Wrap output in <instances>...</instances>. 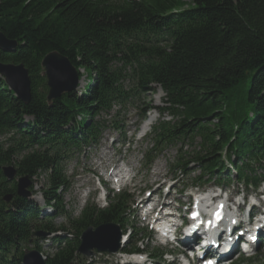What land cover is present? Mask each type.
I'll return each instance as SVG.
<instances>
[{
  "label": "trees",
  "instance_id": "1",
  "mask_svg": "<svg viewBox=\"0 0 264 264\" xmlns=\"http://www.w3.org/2000/svg\"><path fill=\"white\" fill-rule=\"evenodd\" d=\"M0 34L15 43L0 48V62L23 64L31 88L23 103L0 77V264H22L31 238L44 252L33 238L39 231L71 234L53 237L45 264H89L78 253L80 236L103 225L130 231L124 250L139 251L144 236L126 191L78 217L63 210L62 159L99 144L102 115L122 134L119 112L158 89L162 105L148 107L159 117L147 140L155 154L177 150L173 178L198 171L193 186L264 182V0H0ZM51 52L85 83L48 103L41 61ZM40 176L42 205L30 198ZM25 177L31 195L20 197ZM46 207L53 213L43 215ZM60 216L66 223H54Z\"/></svg>",
  "mask_w": 264,
  "mask_h": 264
},
{
  "label": "rangeland",
  "instance_id": "2",
  "mask_svg": "<svg viewBox=\"0 0 264 264\" xmlns=\"http://www.w3.org/2000/svg\"><path fill=\"white\" fill-rule=\"evenodd\" d=\"M180 1L187 2L188 0ZM84 83L85 78H80L77 84L78 89L84 86ZM159 91L160 90L158 89L157 92L146 93V95L140 97V103L138 105L137 103H132L128 105L125 110H123V113H120L118 118L120 119V125L123 130L122 134L112 129V126L109 124L106 126V130L102 133L99 144L96 147L90 148L83 153L80 152L75 155L72 154L64 157L63 167L66 175L70 179V188L64 193V198L67 209L72 212L73 215H78L87 197L89 195H93V193H89L88 190L89 184H92L89 182L90 178L94 179V185L98 188V196L101 198L104 194L108 193V190L106 192V189L111 190L109 186L106 188L104 186L102 187L100 185L101 178L98 179V177L92 176V173H96L98 170L99 173L102 174V172H104L102 165L103 161L106 159L110 160L112 155L113 160H118V162L123 161L124 163H127L128 166H131L128 175L134 176L133 181L129 182L127 180L125 182V189H129L130 193L134 196V198L131 199H135V201L137 200L138 202L140 199H143L146 194H153L155 191L159 192V194L149 196V198H152L154 201L157 197H159L160 200L163 198V201L165 202L172 200V198H178L180 201L186 202V200L190 198L189 190L182 192L184 184L190 182V180L185 178L189 177V174L185 177L179 175L177 182L172 181L168 171L169 164H165V161L169 162L172 160L177 150L169 148L165 152L159 154V160L155 161L150 167L145 164V161H143L144 154L147 153L149 147L144 144L142 132H140L138 127L141 123V119L145 120V123L148 119H150V117H153L151 124L157 121L159 113L156 109H148V107L150 105L154 107H161V98L163 97V93H159ZM101 118L108 119L106 115H102ZM166 119H169V117L166 116ZM148 129H146V131H148ZM196 146L197 144H187V151H192V149ZM105 150L107 154L103 153L101 155V153ZM104 155L105 157H102ZM147 155H149V153ZM196 173L197 172L192 173L191 177H193ZM103 180L104 182L107 181L106 179ZM32 181L35 183L32 189L34 195L30 196V198L42 205L43 203L41 202L40 190L45 180L42 176H40L33 178ZM107 182L110 183V185L113 183V181L110 182L109 180ZM119 186L120 188H123L122 183H119ZM201 189L203 192L208 193L206 186H202ZM263 189L264 187L258 192ZM114 191L112 193H114ZM234 191L235 188L232 186L228 189V193L232 194V198L235 196ZM165 194L167 195L166 197H164ZM137 202H135V208H138L136 205ZM152 204L155 207V204ZM100 205H104L102 200H100ZM185 206L186 205H182L181 210H184ZM49 211L50 210L46 208L43 214H47ZM132 219H135L140 226H145L146 222L143 220V217L138 213V211H133ZM122 238L123 240L125 239L124 237H121V239ZM148 242L152 246L156 243L155 240ZM108 243L110 244V242ZM44 251H49L47 244L44 245ZM249 254L251 256L248 258H251L253 263L249 262L248 264H264V247L258 250L256 249L254 252ZM90 258L92 264H125L122 259L119 261L118 255H115L114 257H106L105 255L93 254ZM155 261L158 262L159 260ZM165 264L167 263L165 262Z\"/></svg>",
  "mask_w": 264,
  "mask_h": 264
},
{
  "label": "water",
  "instance_id": "3",
  "mask_svg": "<svg viewBox=\"0 0 264 264\" xmlns=\"http://www.w3.org/2000/svg\"><path fill=\"white\" fill-rule=\"evenodd\" d=\"M15 43L5 39L0 34V48L8 49L14 47ZM43 68L42 75L45 77L47 87L46 100L50 103L53 99L60 97L77 87L78 74L68 59L56 52L47 54L41 61ZM0 77L7 84L8 88L23 103H28L31 99L30 79L27 69L23 64L1 63ZM3 175L7 180L15 177V170L11 166L3 167ZM29 181L19 178L17 181L16 194L26 197L29 192ZM8 202L10 196L4 197ZM120 234L112 225H103L95 230L87 229L81 235V242L78 247L79 253L90 255L92 249L105 252H115L118 247ZM110 242V244L108 243ZM22 264H45L41 255L33 250L26 251L22 256Z\"/></svg>",
  "mask_w": 264,
  "mask_h": 264
},
{
  "label": "bare ground",
  "instance_id": "4",
  "mask_svg": "<svg viewBox=\"0 0 264 264\" xmlns=\"http://www.w3.org/2000/svg\"><path fill=\"white\" fill-rule=\"evenodd\" d=\"M159 90H160V89H159ZM159 93H162V91L160 90ZM153 110H155V109H153ZM147 119H148V118H147ZM152 121H153V117H150V119H148V120L143 124L142 129H143V130L147 129V128L149 127V125L151 124ZM103 153L107 154L106 150H105L104 152H102L101 155H102ZM106 156H107V155H106ZM102 157H105V155L102 156ZM128 167H130V166H128ZM108 170H109V168H108ZM116 177H117V175L115 174V178H116ZM205 186H206V185H205ZM203 187H204V186H203ZM202 189H203V188H202ZM202 189L200 188L199 191L197 192L198 195H202V196H200V197L197 199V201H196V204H197V211H199V210H208L209 207H210V205H209V203H208V199H207V197H206V196H203V195H207V194H209L210 191L208 190V193H207V192H203ZM26 191L29 192V194H28L26 197H29V195H31V194H30L31 192H30L28 189H27ZM149 196H150V195H146V196H144L143 199L140 200L141 203H142V202H143V203H149V205H150V207H151L150 209H148V210L144 213V216H149V215H151V214L153 213V211H154V205H153L152 203H154L155 201L152 200V198H149ZM20 197H22V196H20ZM210 199H211V200L214 199V198H213V195H210ZM167 205H168V204H165V203H164V204H163V207H165V206H167ZM233 219H236V218H234V217L229 218V220H233ZM156 221H158V218H157V217L154 218V222H156ZM236 230L239 231V230H241V229H236ZM121 243H122V241L120 242V246L117 247L115 253H119V252H120V250H121V248H122Z\"/></svg>",
  "mask_w": 264,
  "mask_h": 264
}]
</instances>
